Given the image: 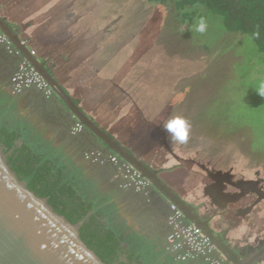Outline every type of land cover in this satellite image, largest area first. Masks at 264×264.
Here are the masks:
<instances>
[{
	"label": "rangeland",
	"instance_id": "obj_1",
	"mask_svg": "<svg viewBox=\"0 0 264 264\" xmlns=\"http://www.w3.org/2000/svg\"><path fill=\"white\" fill-rule=\"evenodd\" d=\"M0 2L80 106L102 126L117 127L121 140L158 128L182 159L264 178V98L257 94L264 57L222 30L220 19H205L201 34L179 24L171 3ZM173 116L190 125L185 143L163 128Z\"/></svg>",
	"mask_w": 264,
	"mask_h": 264
},
{
	"label": "trees",
	"instance_id": "obj_2",
	"mask_svg": "<svg viewBox=\"0 0 264 264\" xmlns=\"http://www.w3.org/2000/svg\"><path fill=\"white\" fill-rule=\"evenodd\" d=\"M147 2L173 4L180 25L193 26L200 18L216 17L221 21L222 30L244 37L242 44H253L264 57V0ZM0 146L11 169L31 191L46 198L48 204L71 224L81 223L82 241L104 263L162 264L161 254L144 241L130 235L123 237L115 206L84 182L64 162L60 151L44 145L27 127L18 123L8 126L3 119H0Z\"/></svg>",
	"mask_w": 264,
	"mask_h": 264
},
{
	"label": "water",
	"instance_id": "obj_3",
	"mask_svg": "<svg viewBox=\"0 0 264 264\" xmlns=\"http://www.w3.org/2000/svg\"><path fill=\"white\" fill-rule=\"evenodd\" d=\"M0 31L53 90L59 121L80 123L112 154L146 179L154 192L163 195L166 208L176 206L186 222L197 227L230 263H254L249 261L251 254L240 258L237 252L229 250L225 241L211 232L206 222L200 220L194 208L157 177L155 170L137 159L85 114L51 74L48 66L39 61L34 51L22 43L21 38L2 17ZM80 226L81 223L71 224L48 204L46 198L38 197L31 191L11 169L0 146V264H106L82 241ZM257 250V256L264 254L263 245L255 251Z\"/></svg>",
	"mask_w": 264,
	"mask_h": 264
},
{
	"label": "flooded vegetation",
	"instance_id": "obj_4",
	"mask_svg": "<svg viewBox=\"0 0 264 264\" xmlns=\"http://www.w3.org/2000/svg\"><path fill=\"white\" fill-rule=\"evenodd\" d=\"M77 102L79 103V101ZM81 109L89 116V113L86 112L82 106ZM95 122L98 125L99 122ZM64 123H66V126H69L72 124V121L66 120ZM99 125L100 128L105 127L101 124ZM74 126L75 124L72 127H67L72 136L89 135L96 142H99V145L104 151L91 150L85 152L83 155L85 161H88L93 165L113 167L121 177L119 188L135 194V196H132L133 202L131 203H126V200L118 202L120 203L116 212L118 221L121 224H126L130 220H134L136 222L139 221L138 223L145 228V212H143L145 206H143L142 202L144 198L147 199L150 209H157L161 218L168 220L170 211L166 208L165 197L160 193L154 192L153 189H151L150 183L148 190L141 193L135 192L130 187L124 188L125 181L123 176L118 171L117 167L110 162V157L116 155L112 154L106 146L101 143V141L91 135L83 126L79 133L74 134L72 131ZM112 128L116 131L119 130L117 127ZM144 129V132L139 131L137 136L134 135L129 139L135 144L133 153L126 145L121 144L118 140L117 141L137 159L141 160L151 169L155 170L157 172V177L161 180V167H164L162 165L174 163L173 170L176 171L173 173V182L180 183L182 191L191 195L192 198L189 205L194 208L200 220L206 222L210 231L225 241V245L228 246L229 250L237 252L240 258L241 256L246 257L248 254H251V256L248 257L249 261H254L253 264H257L261 257L264 256V254L257 256L259 250H257V252L255 251L262 245L264 247V178L260 177V173L255 172L251 177H246L243 174L234 173L233 168L227 170L216 168V164L211 162V160L207 162H198L195 160L182 159L179 156L174 155L161 129L159 130L158 128L153 127H145ZM118 132L121 133L120 130ZM87 156L89 158H87ZM179 169H184V174H182ZM180 176H183V178L178 179ZM173 192L180 198L184 199L183 196L177 194L175 191ZM159 195L162 196V198H160ZM224 225L226 227H224ZM214 226L221 229V231L216 230ZM230 227L241 228L246 232L244 233L245 235H243L242 240L236 243L238 245L235 247L226 244L228 241L227 235L230 232ZM122 228L123 227H120V229ZM124 230L126 232L122 235L126 238L129 236V233L127 229ZM250 237L254 238L253 243H249L247 241ZM121 259H124V257H121ZM261 260L264 261V257H262Z\"/></svg>",
	"mask_w": 264,
	"mask_h": 264
},
{
	"label": "crops",
	"instance_id": "obj_5",
	"mask_svg": "<svg viewBox=\"0 0 264 264\" xmlns=\"http://www.w3.org/2000/svg\"><path fill=\"white\" fill-rule=\"evenodd\" d=\"M6 4L0 2V17L4 18L13 31L21 38V41L26 42V46L34 51L35 56L39 61L46 64L51 74L59 81L69 96L77 103L79 108V99L72 94L69 87L64 81L59 78V74L56 66L41 53L37 52L36 48L31 42H27L29 37L22 28L11 19L10 14H7ZM25 60L15 50L13 53H9L4 46L0 45V119L10 126L11 124H21L23 127H27L31 135L39 137L40 141L44 145L49 146L53 150H58L63 155L64 162L80 176V178L88 185H92L101 197H105L109 203L117 207L120 206L119 201H125L126 203L133 202L132 194L129 191L119 188L121 177L113 167L93 165L88 161H85L83 155L85 152L91 150H102L99 142H96L89 135L72 136L70 130L67 127H72L74 124L66 126V123L60 122L58 116H56L57 106L53 99L44 97V95L38 90L32 88L24 91L22 94L14 96L11 94L10 77L16 71L18 65ZM78 99V100H77ZM79 101V103L77 102ZM65 109V107H62ZM82 110V109H81ZM89 117L95 122L97 121L90 114ZM98 122V121H97ZM98 126L99 123H98ZM111 137L118 140L121 144L126 145L127 148L133 153L135 147L131 145L128 139L121 140L120 135L112 127H101ZM103 151V150H102ZM104 152V151H103ZM150 164V163H149ZM163 166V165H162ZM162 180L165 184L177 194L183 196V198L190 203L191 195L187 192H183L180 183L173 182V163L161 167ZM178 170V169H177ZM179 171L184 174V169ZM183 178L180 176L178 179ZM187 193V194H186ZM160 198L162 196L159 195ZM143 198V197H142ZM143 206H145L143 212L145 228L134 220L128 221L126 224L122 223L121 230L126 232L127 229L130 236L137 237V240L144 241L148 247L154 248L155 252H158L163 257L162 264H205L201 259H192L185 262H180L176 259V255L167 251L166 237L169 233L167 225V219L161 218L157 209L152 210L147 203V199H143ZM154 208V207H152ZM126 225V226H124ZM224 227H226L224 225ZM214 228L218 231L216 226ZM226 229V228H225ZM229 229V227H228ZM232 230V231H231ZM246 233L241 228L230 227V232L227 235V242L229 246H236L237 242H240L243 235ZM257 235V234H255ZM254 235V236H255ZM129 237V236H128ZM249 243H253L254 238L247 239ZM243 243V242H242ZM264 257V256H262ZM261 257V259H262ZM259 260L257 264H264L263 260Z\"/></svg>",
	"mask_w": 264,
	"mask_h": 264
},
{
	"label": "built area",
	"instance_id": "obj_6",
	"mask_svg": "<svg viewBox=\"0 0 264 264\" xmlns=\"http://www.w3.org/2000/svg\"><path fill=\"white\" fill-rule=\"evenodd\" d=\"M22 43L26 45L25 41H22ZM0 45L4 46L9 53L15 52L11 42L1 31ZM9 81L11 94L14 96L32 88L41 92L46 98L54 95L53 90L45 80L27 62H22L18 65ZM81 129L82 125L77 123L72 131L76 134ZM87 158L89 157L87 156ZM110 162L117 167L123 176L125 181L124 188L130 187L138 193L148 190L149 182L130 165L121 162L116 156H111ZM169 211L167 223L170 231L166 237L167 251L171 254L174 253L178 261L185 262L200 258L207 264H232L197 227L186 222L182 212L176 206L170 205Z\"/></svg>",
	"mask_w": 264,
	"mask_h": 264
},
{
	"label": "clouds",
	"instance_id": "obj_7",
	"mask_svg": "<svg viewBox=\"0 0 264 264\" xmlns=\"http://www.w3.org/2000/svg\"><path fill=\"white\" fill-rule=\"evenodd\" d=\"M192 27L194 32L203 34L207 29V24L203 18H200ZM257 94L264 98V82L259 84ZM163 128L169 134L172 142L185 143L189 138L190 125L180 116L168 119L163 124Z\"/></svg>",
	"mask_w": 264,
	"mask_h": 264
},
{
	"label": "bare ground",
	"instance_id": "obj_8",
	"mask_svg": "<svg viewBox=\"0 0 264 264\" xmlns=\"http://www.w3.org/2000/svg\"><path fill=\"white\" fill-rule=\"evenodd\" d=\"M225 256V255H224ZM227 259V258H226Z\"/></svg>",
	"mask_w": 264,
	"mask_h": 264
}]
</instances>
